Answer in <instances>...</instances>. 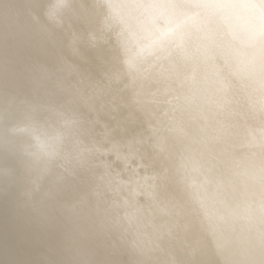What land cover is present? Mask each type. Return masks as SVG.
I'll list each match as a JSON object with an SVG mask.
<instances>
[{"label":"clouds","instance_id":"clouds-1","mask_svg":"<svg viewBox=\"0 0 264 264\" xmlns=\"http://www.w3.org/2000/svg\"><path fill=\"white\" fill-rule=\"evenodd\" d=\"M0 264H264V0H0Z\"/></svg>","mask_w":264,"mask_h":264}]
</instances>
